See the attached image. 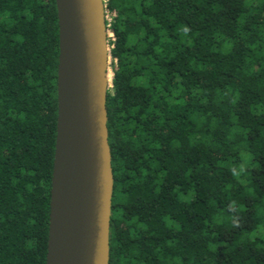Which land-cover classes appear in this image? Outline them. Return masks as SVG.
Masks as SVG:
<instances>
[{
  "label": "trees",
  "instance_id": "obj_1",
  "mask_svg": "<svg viewBox=\"0 0 264 264\" xmlns=\"http://www.w3.org/2000/svg\"><path fill=\"white\" fill-rule=\"evenodd\" d=\"M109 264H264V0H106ZM56 0H0V264H45Z\"/></svg>",
  "mask_w": 264,
  "mask_h": 264
},
{
  "label": "water",
  "instance_id": "obj_2",
  "mask_svg": "<svg viewBox=\"0 0 264 264\" xmlns=\"http://www.w3.org/2000/svg\"><path fill=\"white\" fill-rule=\"evenodd\" d=\"M58 119L45 264H109L113 86L106 0H56Z\"/></svg>",
  "mask_w": 264,
  "mask_h": 264
},
{
  "label": "built area",
  "instance_id": "obj_3",
  "mask_svg": "<svg viewBox=\"0 0 264 264\" xmlns=\"http://www.w3.org/2000/svg\"><path fill=\"white\" fill-rule=\"evenodd\" d=\"M106 18H107L109 21H111V16H110V14H107V13H106Z\"/></svg>",
  "mask_w": 264,
  "mask_h": 264
}]
</instances>
